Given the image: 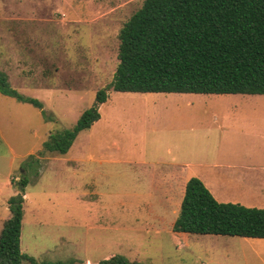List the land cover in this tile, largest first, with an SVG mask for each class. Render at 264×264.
<instances>
[{
  "label": "rangeland",
  "instance_id": "obj_1",
  "mask_svg": "<svg viewBox=\"0 0 264 264\" xmlns=\"http://www.w3.org/2000/svg\"><path fill=\"white\" fill-rule=\"evenodd\" d=\"M143 2L0 0V71L43 103L0 92V232L11 215L9 198L27 178L21 248L40 263L94 264L121 253L140 264H264V244L254 238L173 232L163 219L177 214L149 194L152 169H159L151 161L169 162V146L175 154L192 143L208 161L217 145L231 143L233 153L240 144L250 153L264 150V94L191 93L197 97L190 102L160 105L159 121L149 125L153 105L111 89L100 119L67 153L44 150L49 134L74 126L112 81L120 29ZM214 112H226L224 130ZM156 126L176 132L161 141Z\"/></svg>",
  "mask_w": 264,
  "mask_h": 264
},
{
  "label": "trees",
  "instance_id": "obj_2",
  "mask_svg": "<svg viewBox=\"0 0 264 264\" xmlns=\"http://www.w3.org/2000/svg\"><path fill=\"white\" fill-rule=\"evenodd\" d=\"M119 64L76 124L50 133L44 150L67 153L79 133L101 117L110 90L264 94V0H144L119 32ZM0 92L43 109L0 71ZM48 118V117H46ZM9 198L0 232V264L40 263L22 251L24 188ZM173 232L264 238V208L218 201L196 176L185 188ZM49 264H73L58 260ZM94 264H140L121 253Z\"/></svg>",
  "mask_w": 264,
  "mask_h": 264
},
{
  "label": "crops",
  "instance_id": "obj_3",
  "mask_svg": "<svg viewBox=\"0 0 264 264\" xmlns=\"http://www.w3.org/2000/svg\"><path fill=\"white\" fill-rule=\"evenodd\" d=\"M176 93L183 94L180 95ZM191 93L194 92L125 91L123 96H127L136 104L145 103L148 107H152L153 105V108L147 109L149 125H154L155 121H159L158 119L160 118L156 113V109H158L160 105H171V103L177 102L179 98H181L182 101L190 102L192 98L197 97L196 95H191ZM213 117L215 118L218 129L224 130L225 127L223 122H220V118L227 119L228 116L226 112H214ZM163 122L167 124V119H164ZM157 127L158 126L151 129L154 133L157 132V134H162L161 141L166 139L167 134L171 135L173 132H176L169 127L160 129ZM194 134L193 132L192 136L196 140L197 137H195ZM239 137L240 141L243 142L244 137L242 134H240ZM223 138L231 139V134L224 135ZM246 148V145L240 144L239 151L233 153L231 143L223 146L217 145L213 149V160L208 161L206 160L207 153H205V159L202 158L204 149H200L199 146H195L192 143L187 147L178 146L175 154L173 152L174 149L169 146L167 149L168 153L171 154L169 162L151 161L154 163L152 167L159 166V169H152L153 181L149 189V194L154 202L163 206V209H168L172 211L173 215L177 214L178 216L185 193L186 183L191 177L196 176L206 184L215 198L220 202H232L247 207L264 208V150L250 153ZM180 155L186 156L188 159H182ZM177 195H180V200L178 206L175 207L173 206V199L178 197ZM169 198H172L171 201H169ZM176 218V216H169L163 220H169L168 223H171L173 227ZM177 234L184 235L185 232H178ZM254 239V242L257 244H264V238Z\"/></svg>",
  "mask_w": 264,
  "mask_h": 264
}]
</instances>
